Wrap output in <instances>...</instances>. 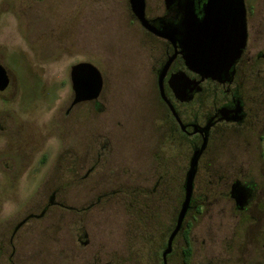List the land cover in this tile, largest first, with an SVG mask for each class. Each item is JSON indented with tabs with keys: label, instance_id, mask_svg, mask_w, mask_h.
Returning <instances> with one entry per match:
<instances>
[{
	"label": "rangeland",
	"instance_id": "obj_1",
	"mask_svg": "<svg viewBox=\"0 0 264 264\" xmlns=\"http://www.w3.org/2000/svg\"><path fill=\"white\" fill-rule=\"evenodd\" d=\"M147 3L148 13L160 12L162 0ZM161 53L127 0H0V66L9 78L0 93V264L160 263L176 208L174 194L165 198V167L174 181L187 156L177 146L166 151L171 122L153 75ZM79 63L99 72L102 90L70 110L69 71ZM258 148L255 135L211 138L193 195L203 208L184 221L190 264H264ZM90 167L87 179L73 181ZM233 180L255 183L246 215L225 196ZM52 192L56 204L48 205ZM182 246L179 237L169 264H180Z\"/></svg>",
	"mask_w": 264,
	"mask_h": 264
},
{
	"label": "flooded vegetation",
	"instance_id": "obj_2",
	"mask_svg": "<svg viewBox=\"0 0 264 264\" xmlns=\"http://www.w3.org/2000/svg\"><path fill=\"white\" fill-rule=\"evenodd\" d=\"M208 1L168 0L165 3V0H162L160 12L150 14L147 12V0H144L145 18L155 29L173 33V43L144 30L130 12L133 22L139 27L143 35L147 39L158 43L162 52L161 60L153 70V75L158 100L165 108L171 122L168 132L169 144L166 151L168 152L172 147L177 146L182 152L185 150L187 153L185 167L179 169L174 181L171 180L169 168L165 167V198L169 199L174 194L176 208L174 218L169 223V227L164 234L165 239L163 243V238L161 240L159 264H163L161 254L165 249L169 235L175 227L176 218L184 200V182L190 158L192 153L200 147L202 139L206 136L207 143L205 150L198 160L197 171L193 180L190 207L185 215L180 231L172 242V250L166 257V264H169L170 258L174 254V245L179 237L183 241V246L179 252L180 264H183L181 255V250L184 247L183 236L187 226L191 229V225L185 224L184 221L191 211L194 215L201 214L203 203H195L193 195L196 180L200 176L198 174L199 163L200 161L204 163L211 138L228 134V132L234 135H255L259 145V154L260 156H264V0H241L245 25V40L244 46L239 50L238 55L235 50L236 32L234 29V23L239 17L234 10L237 0H211L213 3L211 18L205 15ZM205 17L208 18L206 28L203 25ZM205 36L212 39L211 54L219 62L217 76L213 80H201L198 74L190 71L185 66L184 61V58H199L202 56L203 39ZM174 54L175 58L165 74L162 87L164 98L173 108L180 123L175 121L167 105L161 100L157 87L159 72L167 60ZM74 107H70V110ZM40 162H42V159ZM91 168L86 170L81 169V172H84L73 176V181H79L78 183H80L87 179L93 172H91ZM173 182H175V186L172 188ZM236 183L246 192L244 203L241 206L236 205L235 200L231 197V187ZM262 184L264 186V182ZM255 187V183L253 182L242 183L238 180H233L230 183L225 196L233 202L234 210L238 214L246 215L251 205L255 202ZM55 194L56 192H52L47 197L46 202L48 205L55 203ZM125 195L123 189L117 191V196L120 199H123ZM98 196L102 198L101 195ZM263 206L264 201L257 207L258 213L261 215H264ZM40 215L35 217L30 216L28 219L32 217L40 219ZM24 222L10 229L8 244H11L12 239ZM239 233L244 234L245 231L239 230ZM260 237L262 240L260 249L264 255V231L261 232ZM85 239L86 236L80 235L77 237V241L82 247L88 245Z\"/></svg>",
	"mask_w": 264,
	"mask_h": 264
},
{
	"label": "water",
	"instance_id": "obj_3",
	"mask_svg": "<svg viewBox=\"0 0 264 264\" xmlns=\"http://www.w3.org/2000/svg\"><path fill=\"white\" fill-rule=\"evenodd\" d=\"M167 1L168 0H165V3H167ZM127 2L130 8V12L144 30L159 38H162L163 40L173 43V39H172L173 33H169L164 30L159 31L155 29L145 18L144 0H127ZM235 4H236L234 9L235 13L237 14V16L239 15V17L236 19L234 23V29L236 32L235 50L237 51V55H238L239 50L242 49L244 46L245 25L243 18L242 1L237 0ZM212 10H213V3L211 0H209L206 6L205 15L211 18ZM207 22H208V18L203 20V25L205 28L207 26ZM203 40L204 41L202 48L203 51L202 56H200L199 58L196 57L184 58L185 66L190 71L194 72L195 74H198L201 77V80L203 79L213 80L215 76H217L219 62L211 54L212 39L205 36ZM174 58H175V54L167 60V62L159 72L157 78V87L161 100L167 105L175 121L177 123H180L173 108L164 98L163 87H162L165 74L169 66L171 65L172 61L174 60ZM69 81L71 85V92L73 95L70 107H74L81 103L96 101L102 90V78L99 72L93 66L87 63H79L72 66L69 71ZM8 86H9L8 75L5 69L2 66H0V93L4 92L8 88ZM204 132H206V130H204ZM206 143H207V138L205 136L202 139V143L200 147L192 153V156L190 158L189 167L184 182V200L180 206V210L176 218L175 227L171 232V234L169 235L166 241L165 249L161 254V259L163 264H166V257L171 253L172 250V242L175 236L180 231L185 215L189 210L190 199L193 188V180L197 171L198 160L206 148ZM231 197L235 200L236 205L241 206L244 203L246 192L239 184L236 183L233 184L231 187Z\"/></svg>",
	"mask_w": 264,
	"mask_h": 264
},
{
	"label": "trees",
	"instance_id": "obj_4",
	"mask_svg": "<svg viewBox=\"0 0 264 264\" xmlns=\"http://www.w3.org/2000/svg\"><path fill=\"white\" fill-rule=\"evenodd\" d=\"M189 229L190 227L187 226V229L183 236L184 237V247L181 250L183 264H190L191 257H192V248H191L190 239H189Z\"/></svg>",
	"mask_w": 264,
	"mask_h": 264
}]
</instances>
